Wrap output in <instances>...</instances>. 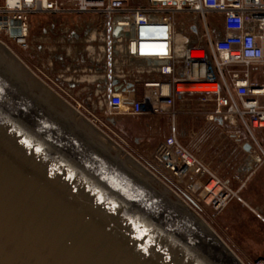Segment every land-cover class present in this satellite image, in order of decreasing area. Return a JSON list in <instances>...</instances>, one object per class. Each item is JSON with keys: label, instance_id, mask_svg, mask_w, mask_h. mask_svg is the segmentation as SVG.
Listing matches in <instances>:
<instances>
[{"label": "water", "instance_id": "1", "mask_svg": "<svg viewBox=\"0 0 264 264\" xmlns=\"http://www.w3.org/2000/svg\"><path fill=\"white\" fill-rule=\"evenodd\" d=\"M20 24L10 21L12 36ZM77 116L0 43V264H243Z\"/></svg>", "mask_w": 264, "mask_h": 264}, {"label": "built area", "instance_id": "2", "mask_svg": "<svg viewBox=\"0 0 264 264\" xmlns=\"http://www.w3.org/2000/svg\"><path fill=\"white\" fill-rule=\"evenodd\" d=\"M69 12L103 16L105 88L97 99L106 115L167 117L169 136L155 155L160 167L179 179L208 176L204 189L208 192L211 182L219 186L221 196L211 202L224 207L232 193L229 181L219 180L182 146L177 119L200 115L238 122L264 164V146L254 137V130L264 131V106L258 100L264 86L252 83L248 71L264 65V0H146L138 6L129 0H0V43L13 54L24 53L31 15ZM181 17L186 19L179 24ZM12 20L21 22L14 26L19 36L11 35ZM188 101L200 106L179 107ZM205 104L211 110L199 109ZM255 264H264V258Z\"/></svg>", "mask_w": 264, "mask_h": 264}, {"label": "crops", "instance_id": "3", "mask_svg": "<svg viewBox=\"0 0 264 264\" xmlns=\"http://www.w3.org/2000/svg\"><path fill=\"white\" fill-rule=\"evenodd\" d=\"M129 3L133 6L144 5L146 0H129ZM185 19L179 18L178 23L185 22ZM102 23L103 16L96 13L33 14L29 18V48L24 53L15 54V56L48 57L46 65L48 67L42 66V71L39 70L38 75L54 80L65 89L63 92L67 95L80 94L84 96L83 107L91 108V111L96 108L104 114L105 109L100 104V107H95L98 93L105 88L103 83L105 43L99 32ZM59 57L63 59L61 60ZM115 57L120 56L116 54ZM21 61L23 62L22 59ZM61 61L64 62L61 63ZM48 69L50 72L47 71ZM248 71L252 83L264 86L263 64L252 65ZM37 77L39 78V76ZM39 80L41 79L39 78ZM46 86L53 93L56 90L47 84ZM55 87L57 86L55 85ZM135 87L138 91L141 90L140 85H135ZM258 100L264 106V95L259 96ZM97 103L99 102L97 101ZM190 105L193 107L196 105V108L198 106L197 101H188L186 105L179 103L180 108H188ZM76 110L80 111L77 108ZM106 116L110 128L117 127L115 123L122 121L126 123L129 131L133 132H136L140 128V124L145 122L143 128L149 131L150 135H154L158 126L164 122V119H167L162 116L124 118ZM192 117L199 124L198 121L202 116L192 115ZM110 119L114 123H111ZM208 122H210L208 129L212 131L208 132L209 138L214 140L208 143V148L213 151V154L207 158L205 165L215 176L220 175L223 177V181H229V185L231 181L232 186L236 187V194L231 193V196L234 195L239 203L248 208L257 219L264 222V164L257 162L260 154L254 141L238 122L219 121V119ZM238 126L243 128V131ZM254 137L260 145L264 146V131L254 130ZM149 141L150 145L152 141L151 139ZM163 143L164 141L157 147L159 148ZM246 144L251 145L250 152L244 150L243 147ZM197 178L199 180L196 187H199L204 183L201 181L205 176H197ZM251 183L254 187H245ZM224 207L225 209L222 210L218 219H234L237 205L229 203Z\"/></svg>", "mask_w": 264, "mask_h": 264}, {"label": "rangeland", "instance_id": "4", "mask_svg": "<svg viewBox=\"0 0 264 264\" xmlns=\"http://www.w3.org/2000/svg\"><path fill=\"white\" fill-rule=\"evenodd\" d=\"M17 58L22 59L23 63L36 76H39L41 79L40 81H42L45 86L47 84L49 87L56 89L54 90V93L56 92L55 95L78 113V116L74 119L76 122L83 118L124 152V154L121 155L123 159L128 155L141 167L151 172L152 176L172 191L181 201H185L184 203H186L192 211L197 213L209 226H211L243 264H255L258 259L264 258V222L261 219H257L248 208L243 206L242 203H239L234 195L229 198L226 205H229V203H231V205L234 203L237 205L238 208L235 210L236 217L234 219H218L225 207L217 209L212 202L208 203L206 201L205 194L207 192L203 185L208 181V176H205L203 181L200 180L201 183H204L199 187L197 186L198 189H194L192 186H196L199 180L197 176L189 175L184 179H179L173 173H168L160 167L155 159V148L165 141L169 135L170 121L168 118L164 119V122L158 126L157 132L155 131L153 133L154 135H150V132L143 128L145 122L140 124V128L136 130V132L131 130L126 131L121 129L120 126L110 128L106 121L108 117L105 113L103 114V112L96 108L91 111V108L90 110L83 107L84 96L80 94L75 96L67 95L63 92L65 89L59 86L54 80L46 79L38 75L39 70L42 71V66H44V68L48 67L46 66L48 57ZM47 71L50 72L49 69ZM55 85L58 88L55 87ZM97 101L99 102V99L96 100L95 107H100ZM76 108L80 111H77ZM211 108V105L205 104L199 109L207 111L211 110ZM198 122L199 124H197L190 115L179 116L177 119L178 138L184 148L205 164L207 158L211 157L213 154V151L208 148V143L212 142L214 139L209 138L208 132L212 131L208 129V124L210 122L207 121V118L202 116ZM238 128L243 131V128L240 126H238ZM150 139L152 143L149 145L148 142H150ZM217 177L221 181L224 180L220 175ZM252 185V183L247 184L245 187L252 188L254 187ZM229 189L233 194H236V187L232 186L231 181Z\"/></svg>", "mask_w": 264, "mask_h": 264}, {"label": "bare ground", "instance_id": "5", "mask_svg": "<svg viewBox=\"0 0 264 264\" xmlns=\"http://www.w3.org/2000/svg\"><path fill=\"white\" fill-rule=\"evenodd\" d=\"M127 96V94H125ZM258 162V161H257ZM208 192L205 194V199L208 203H210L213 200L218 199L220 195L221 188L217 186L214 182H211L210 185L208 186Z\"/></svg>", "mask_w": 264, "mask_h": 264}, {"label": "flooded vegetation", "instance_id": "6", "mask_svg": "<svg viewBox=\"0 0 264 264\" xmlns=\"http://www.w3.org/2000/svg\"><path fill=\"white\" fill-rule=\"evenodd\" d=\"M59 59H63L62 57H59ZM64 62V61H63ZM62 61H61V63H63ZM63 65V64H62ZM115 125L118 127V126H120V128L121 129H124V130H126V131H128L129 130V128L126 126V123L125 122H116L115 123Z\"/></svg>", "mask_w": 264, "mask_h": 264}]
</instances>
